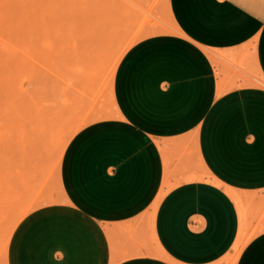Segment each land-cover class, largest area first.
<instances>
[{
    "label": "crops",
    "instance_id": "obj_1",
    "mask_svg": "<svg viewBox=\"0 0 264 264\" xmlns=\"http://www.w3.org/2000/svg\"><path fill=\"white\" fill-rule=\"evenodd\" d=\"M164 5L174 31L142 45L170 69L112 90L136 143L106 162L93 132L71 140L59 199L19 217L0 264H214L251 229L235 264H264V0Z\"/></svg>",
    "mask_w": 264,
    "mask_h": 264
},
{
    "label": "rangeland",
    "instance_id": "obj_2",
    "mask_svg": "<svg viewBox=\"0 0 264 264\" xmlns=\"http://www.w3.org/2000/svg\"><path fill=\"white\" fill-rule=\"evenodd\" d=\"M164 2L0 0V256L21 215L59 199L71 140L93 132L100 149L109 146L106 162L136 143L112 121V90L170 69L155 61L154 41L142 45L174 31ZM252 233H243V245ZM239 253L233 248L214 264H235Z\"/></svg>",
    "mask_w": 264,
    "mask_h": 264
},
{
    "label": "bare ground",
    "instance_id": "obj_3",
    "mask_svg": "<svg viewBox=\"0 0 264 264\" xmlns=\"http://www.w3.org/2000/svg\"><path fill=\"white\" fill-rule=\"evenodd\" d=\"M241 244H242V242H241V240L239 239V240L237 241V243L234 245L233 248H234L236 251H239Z\"/></svg>",
    "mask_w": 264,
    "mask_h": 264
}]
</instances>
